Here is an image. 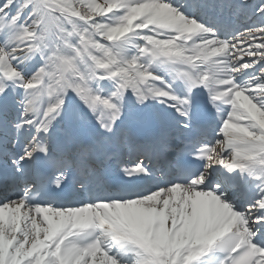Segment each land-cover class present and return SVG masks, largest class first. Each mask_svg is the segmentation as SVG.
I'll return each mask as SVG.
<instances>
[{
	"label": "snow or ice",
	"instance_id": "obj_1",
	"mask_svg": "<svg viewBox=\"0 0 264 264\" xmlns=\"http://www.w3.org/2000/svg\"><path fill=\"white\" fill-rule=\"evenodd\" d=\"M0 264H264V0H0Z\"/></svg>",
	"mask_w": 264,
	"mask_h": 264
}]
</instances>
